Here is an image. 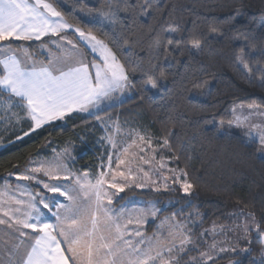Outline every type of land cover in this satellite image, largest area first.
I'll return each instance as SVG.
<instances>
[{"label":"snow or ice","instance_id":"1","mask_svg":"<svg viewBox=\"0 0 264 264\" xmlns=\"http://www.w3.org/2000/svg\"><path fill=\"white\" fill-rule=\"evenodd\" d=\"M75 3L88 4V0ZM122 3L123 0H104L100 16L115 23ZM150 6L148 2L141 5V12H147ZM66 11L71 12L62 0H0V116L4 117L0 124L11 118L28 122L29 130L17 135V140L73 114H85L86 119L106 125L102 119L106 114L104 105L119 106L111 102L134 87L143 92L157 89L159 79L165 75L158 68L149 72L131 61L121 62L117 52L100 36L70 24ZM69 35L77 39H69ZM44 37L49 40L40 45L41 59L32 50L31 42ZM185 39L156 38L153 47L162 49L159 55H171ZM187 39L193 49L200 50L201 42L196 37ZM237 59L252 72L243 57ZM130 72L141 74L140 84L130 78ZM138 138L141 142L146 139L143 135ZM245 138L248 144L259 146L258 158L264 161V123L249 124ZM102 139L111 151L107 163L101 161L95 175L88 170L72 171L67 162L72 158L68 148L51 160L31 161L23 172L8 174L0 187V264H207L209 260L216 264L215 242L209 251L199 252V258L190 256L198 251V242L193 241L186 222L176 220L178 213L160 219L156 231L147 235L143 226L149 218L155 222L162 209L156 205L112 207L113 197L130 186L129 181L139 180L136 187H144L150 177L142 167V176L134 175L131 167H121L135 139L125 145L117 144L111 136ZM168 143L165 139L163 146ZM147 147L155 152L150 139ZM139 150L143 153L146 148L141 146ZM139 159L151 163L143 155ZM159 166L167 168L168 175L163 177L165 190L171 180L185 195L191 194L194 184L186 170L167 167L163 157ZM13 179L30 183H17L13 190ZM32 184L40 191L29 190ZM238 227V239L251 244L249 234L255 231L258 242L264 244V230L255 220ZM210 231L214 233L216 226ZM229 250L219 246L221 253Z\"/></svg>","mask_w":264,"mask_h":264},{"label":"trees","instance_id":"2","mask_svg":"<svg viewBox=\"0 0 264 264\" xmlns=\"http://www.w3.org/2000/svg\"><path fill=\"white\" fill-rule=\"evenodd\" d=\"M146 2L151 6L141 12L140 6ZM62 4L71 10L65 12L70 24L100 36L117 52L121 62L131 61L145 71L158 68L165 73L157 89L143 92L134 87L131 98L105 109L102 118L143 105L141 131L156 139L157 146L168 140L162 154L173 160L174 167L188 172L194 188L190 195L178 187L167 193L132 191L119 197L116 205L131 197L169 203L157 221L178 213L179 221H188L189 225L197 222V232L222 224L236 209L251 214L264 227V161L258 158V145L211 126L213 122H230L232 107L237 104L264 108V0H123L115 23L100 16L104 0L88 4L62 0ZM83 11L90 12L93 18L86 14L82 18ZM166 36L186 39L176 45V53L159 55L162 49L154 48L153 42ZM189 37L201 42L200 50L192 48ZM69 39L75 40L74 35ZM46 40L49 38L31 42L39 58L43 56L40 45ZM238 57H243L251 73L240 65ZM140 75L130 72L137 84L141 83ZM102 133L95 119L73 114L21 140L16 136L23 132L7 136L0 149V183L9 173L23 172L33 159L49 157L55 149L65 146L73 150L76 169L97 173L104 161ZM258 252L255 249L239 256L236 264H255L253 255ZM222 257L215 260L216 264H228L236 258L227 253Z\"/></svg>","mask_w":264,"mask_h":264},{"label":"rangeland","instance_id":"3","mask_svg":"<svg viewBox=\"0 0 264 264\" xmlns=\"http://www.w3.org/2000/svg\"><path fill=\"white\" fill-rule=\"evenodd\" d=\"M94 2L95 0H88V2ZM83 14L89 15L92 17V14L87 11H83L80 13L81 17ZM84 18V17H82ZM89 19V20H91ZM86 20V19H85ZM75 27V26H74ZM75 39L77 37L74 35ZM48 38V37H44ZM43 38V39H44ZM57 38L53 39L56 40ZM50 47H52L51 44H49ZM42 50L39 49V53L41 54ZM44 57L42 56L41 59ZM92 57L90 56L89 59ZM241 65V64H240ZM242 66V65H241ZM211 87V83L208 84L205 91L209 90ZM155 90V89H154ZM133 96V88L126 90L122 96H117L115 100L112 103V105H120L127 101L129 98ZM193 96H196V92L193 93ZM121 101H123L121 103ZM257 105L251 104V105H245V104H237L232 107V120L228 123L223 122H213L211 126L217 127L221 132L227 133V134H236L242 136L245 140V132L248 131L249 124L251 123H264V108L262 107H256ZM114 106H110L108 104L104 105V109H109ZM235 109V113L233 110ZM144 106L141 104H138L133 107L125 108L123 111L112 114L111 119L109 117H104V119L107 123L106 125H100L102 128L103 133L100 139V146L102 150V156L104 159V163H107V156L109 152L111 151L110 146L108 145L106 140H103V137L111 136L114 141L117 142V144L125 145L128 143H131L132 139L136 140L135 144H132L131 148L129 149V153L125 158L126 164L122 165V168L125 167H131L133 169L134 175L142 176L143 172L139 171V168L142 167L145 171H148L150 179L145 183L144 187H136V183H140L141 181L137 180L135 183L129 181L128 187L125 188L123 192L116 193V195L113 197V201L116 204V201L119 197L125 195L126 193L132 192V191H155V192H173L174 187H178L179 185H173L171 183V180L168 181L169 188L165 190L164 188V176H167V168H160L161 158L163 157V163L167 165L169 168H174V162L173 160L168 157L165 154H162V151H164L165 146H157L155 145V142H157L156 139L152 138L151 135L148 133H145L141 131L140 125L142 124V121L144 120ZM85 115V114H83ZM247 117V119H245ZM239 118V119H237ZM4 117L0 116V120H3ZM29 128V123L26 121H17L15 118H11L8 122L0 124V149L4 146V139L7 136L20 134L24 131H26ZM143 135L146 139L144 142H141L139 140V136ZM151 140L152 146L155 148V152L152 151V148L147 147V140ZM158 143V142H157ZM143 146L146 148V151L141 153L140 147ZM68 148L69 151L72 153V158L68 160V164L71 167V170L74 172H80L81 170H78L74 166L75 162V156L73 155V150L69 146H65L64 148L54 150L53 154L49 157H38L33 159L32 161H43V160H51L57 153H62L64 149ZM259 151V146H258ZM143 155L145 157V160L151 161V163H146L144 160H140L139 156ZM90 175L92 172L89 171ZM8 177V175L6 176ZM5 177V178H6ZM46 179V178H45ZM119 179V178H118ZM5 180V179H4ZM3 180V181H4ZM155 180L156 183H152V181ZM12 183H20V184H26L30 182H16L14 179L12 180ZM16 185L12 187L13 190H15ZM157 185H159V189H157ZM37 188V189H36ZM29 190L32 191H40V189L32 184L31 188ZM114 191V190H113ZM49 196L53 195L52 193L48 194ZM148 205H156L160 209H164V206H169V203H166L165 205L161 203L159 200L152 201V200H138L135 197H131L123 206H128L129 208L132 207H139V206H148ZM121 207V206H120ZM119 207V208H120ZM117 208V209H119ZM159 217V214H158ZM165 217H170V215H166ZM164 217H161L163 219ZM160 220V219H159ZM159 220L155 222L152 221L151 218H149L148 223H151L153 225H158ZM179 221L178 219H176ZM253 220L258 222L256 219H254L249 214H246L245 212L241 210H233L229 213L228 218L222 223V224H213L216 226V231L213 233L210 230L213 228V225L205 230H199L197 232L196 228L194 227V224L196 223H188V221H185L186 224L189 227V230L192 232V239L194 242H198V251H194L190 254V256H196L199 258V252H205L210 250V246L215 242L217 245L216 251L214 253V259H218L219 257H222L227 253L229 256H236V258L232 259L228 264H236L237 260H239V256L247 255L250 251L258 249L257 256L256 254L253 255L254 263L255 264H261V261H264V245L260 244L257 240L255 231L250 232L249 239H251L253 242L251 244L246 243L242 239H238L240 235V228L238 226H243L245 223H251ZM261 230H264V227H260ZM156 231V230H155ZM197 232V233H196ZM202 233H208L206 236H202ZM223 245L224 247L229 248L230 250L224 253L219 252V246ZM256 245H258V248H256ZM235 248V251H231V248ZM247 249L248 251H245ZM211 262V260L207 261V263Z\"/></svg>","mask_w":264,"mask_h":264},{"label":"crops","instance_id":"4","mask_svg":"<svg viewBox=\"0 0 264 264\" xmlns=\"http://www.w3.org/2000/svg\"><path fill=\"white\" fill-rule=\"evenodd\" d=\"M45 39V38H44ZM53 154V153H52ZM92 174H97V173H92ZM4 184V181L0 183V187H2ZM16 183H12V187H14ZM32 191V190H31ZM50 194V193H48ZM125 204V203H124ZM124 204L116 205L115 202L113 203L112 207L114 208H119L120 206H123ZM151 223H146L143 227L146 229V234L147 235H152L153 232L156 230V225L154 227H149Z\"/></svg>","mask_w":264,"mask_h":264},{"label":"water","instance_id":"5","mask_svg":"<svg viewBox=\"0 0 264 264\" xmlns=\"http://www.w3.org/2000/svg\"><path fill=\"white\" fill-rule=\"evenodd\" d=\"M261 244V243H260ZM262 245H264V244H262Z\"/></svg>","mask_w":264,"mask_h":264}]
</instances>
